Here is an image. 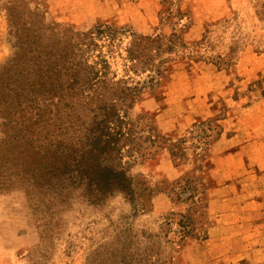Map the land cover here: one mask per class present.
I'll list each match as a JSON object with an SVG mask.
<instances>
[{
	"label": "rangeland",
	"instance_id": "1",
	"mask_svg": "<svg viewBox=\"0 0 264 264\" xmlns=\"http://www.w3.org/2000/svg\"><path fill=\"white\" fill-rule=\"evenodd\" d=\"M7 1L0 0V66L14 55ZM165 1L49 0V20L79 31H89L101 20L145 35L171 36L176 30L188 43L200 41L211 31L216 49L206 57L226 56L231 47L238 50L237 66L229 70L207 62L178 64L163 93L130 112L133 119L144 111L153 114L159 131L173 141H191L201 135L200 129H194L196 124L222 119L221 128L212 126L211 145L221 131L222 136L210 147L208 161L201 162L206 153L196 158L195 149L188 145V165L176 168L163 152L131 166L129 172L149 177L157 191L170 192L171 185L203 165L209 208L205 211L163 193L154 196L152 206L142 212L141 206L121 195L95 207L78 193H66L60 203L29 197L24 190L7 192L0 195V264H264V255L251 253V248L264 244L263 214L250 234L245 232L251 227L236 228L219 242L204 245L209 230L220 224L212 210L211 191L218 186L214 177L223 172L224 157L238 154L242 158L239 190H264L260 163L264 159V0H167L186 18L180 25L178 19L164 20L161 27ZM225 21L230 23L223 29L219 24ZM168 158L179 171L167 174L173 179L162 171ZM254 198L264 206L263 196ZM243 200L237 199L235 205ZM189 246H197L191 255L186 253Z\"/></svg>",
	"mask_w": 264,
	"mask_h": 264
},
{
	"label": "trees",
	"instance_id": "2",
	"mask_svg": "<svg viewBox=\"0 0 264 264\" xmlns=\"http://www.w3.org/2000/svg\"><path fill=\"white\" fill-rule=\"evenodd\" d=\"M167 2L160 26L173 19L180 25L186 16ZM5 11L14 55L0 66V195L24 190L29 197L64 203L78 193L95 207L121 195L146 212L163 193L207 211L205 166L186 173L170 192L129 172L163 152L176 168L188 165V145L196 158L206 153L201 162L208 161L210 147L222 136L221 131L211 145L212 126L220 127L222 119L196 124L201 135L191 141H173L159 131L153 114L144 111L133 119L130 112L149 97L157 99L180 63L235 68L236 48L206 57L216 49L211 31L195 43L176 30L171 36L145 35L109 20L79 31L49 20V0H8Z\"/></svg>",
	"mask_w": 264,
	"mask_h": 264
},
{
	"label": "crops",
	"instance_id": "3",
	"mask_svg": "<svg viewBox=\"0 0 264 264\" xmlns=\"http://www.w3.org/2000/svg\"><path fill=\"white\" fill-rule=\"evenodd\" d=\"M241 159L242 158L238 154H230V156L224 157L221 163L223 172L219 173L217 178L216 175L214 177L218 186L211 191V206L214 214L220 218V224L209 230L208 234L210 235H208V239L204 242V245L215 241L219 242L222 238L221 236L224 234L228 235L230 230L232 231L236 228L251 227L250 230L245 232L250 234L253 224L260 219L258 215H264L263 202L256 201L254 198L257 194L264 197V190L261 193H259L258 189L253 191L251 188L239 190L237 179L241 175L239 172V168H241ZM260 163L261 165H264L263 158H261ZM163 169L164 170H162L161 166V170L166 173L165 175L169 174L172 176L179 173L169 158L164 162ZM169 175H167L168 178H174ZM261 178L264 180V173H262ZM241 198L244 199V202L239 206H236L235 203L237 199ZM196 247L197 246H189L186 252L187 255L189 253V255H191V250L193 251ZM251 253H253L254 256L264 255V244L261 246L256 245L251 248Z\"/></svg>",
	"mask_w": 264,
	"mask_h": 264
}]
</instances>
